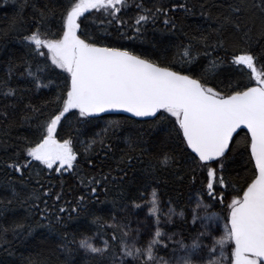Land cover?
Here are the masks:
<instances>
[{
    "label": "snow or ice",
    "instance_id": "6c2138e0",
    "mask_svg": "<svg viewBox=\"0 0 264 264\" xmlns=\"http://www.w3.org/2000/svg\"><path fill=\"white\" fill-rule=\"evenodd\" d=\"M30 6L32 22L21 10L11 25L21 49L0 79V96L9 101L0 105V122L6 128L27 125L31 134L20 138L5 161L16 179H0L10 193L0 200V213L20 202L36 209L38 218L0 229V240L7 243L8 232L27 239L35 227H48L60 236L62 264H74L78 253L83 264H264V0H226L217 15L211 11L215 5L201 0L207 26L192 32L175 16L178 9L194 12L187 0L150 6L146 0H56ZM88 21L104 35L90 33ZM158 22L161 31L184 37L172 53L168 46L157 54L104 42L112 29L120 40L144 43L148 26ZM17 72L29 81L28 91L49 89L50 95L25 102L24 93L9 83ZM17 112L19 121L12 118ZM113 113L128 115L108 119ZM71 117L76 126L66 131ZM100 120L106 122L85 143V153L107 157L112 139L125 133L116 169L86 184L81 180L86 192L74 202L59 203L62 194L52 193L41 179L24 191L34 165L40 168L37 176L61 178L80 176L82 160L94 169L96 159L81 158L75 144ZM8 135L0 137V146L8 145ZM134 161L146 164L143 181L159 183L161 176L165 183L187 181L193 186L189 204L177 210L156 188L150 198L146 189L136 188L133 195L126 169ZM109 185L119 195L105 215L89 204L99 192L108 193ZM49 196L56 202L51 206ZM65 214L83 216L92 227L70 237L61 231Z\"/></svg>",
    "mask_w": 264,
    "mask_h": 264
},
{
    "label": "trees",
    "instance_id": "16d2710c",
    "mask_svg": "<svg viewBox=\"0 0 264 264\" xmlns=\"http://www.w3.org/2000/svg\"><path fill=\"white\" fill-rule=\"evenodd\" d=\"M51 2L56 3V0H27L28 6L23 7L25 0H0V79H3L8 70V60L15 54V59H19L21 45L18 41L17 33L12 31L11 25L13 19L17 16L19 12H23L24 18L28 23L32 22V8L31 4L35 3L39 6L42 3ZM162 2L164 4H170L173 2H185V0H146V3L151 5V3ZM200 2L201 0H187L189 6L194 9L192 14L185 15L183 10L178 9L175 13L178 21H182V27L185 31L192 32L198 26H207L205 17L200 15ZM208 5H215L212 7L211 11L213 15H217L220 11L224 9L221 5L226 3V0H205ZM131 14V13H130ZM89 28L88 31L93 35H104L100 31V27L97 24H92L91 21H88ZM163 25L157 23L156 25H149L147 32L145 34V42L140 43L139 41L132 43L126 40H120L117 38L116 33L109 29L112 32L111 35L105 37V43H124L130 44L131 48L136 51H143L146 53H158V49H163L165 46H168L169 53L175 51V48L172 47L173 44L179 43L184 39L181 33H169L167 31H161ZM153 45H156V48H153ZM35 70V69H33ZM13 88L18 89L24 93L25 102L28 98L34 100H39L40 98L50 95L49 89L42 90L39 94H34L32 91H28L29 81L26 78H22L19 75V72L11 79L9 82ZM8 100H5L0 96V105L8 103ZM10 113L12 112L9 109ZM127 116L121 114H111L108 119H120L123 120ZM13 119L19 121L18 112L12 115ZM105 120H100L96 124L90 126L89 128L83 131V134L79 137L78 143L75 144V147L78 149L80 157L83 158L85 155H91L92 158L96 159L97 166L92 169L89 168L82 160L79 165V170L81 172L80 176L71 175L65 173L64 177H58L57 174H45L37 176V173L40 172V168L33 166L32 177L33 179L29 182L28 189H24L25 192L31 190L32 187H38L35 184L36 179H41L42 182L50 187L52 193H61L63 199L59 202L64 204L66 201H75V198L80 195L82 192H86L84 184L81 183V180L87 183V180L94 175H99L101 172L108 173L110 169H116L117 162L121 155V149L125 147L123 143V135L125 133H119L120 138H113V153L109 156H105L103 152H99L97 156L94 153H85L84 145L91 141L92 137L96 132H99L100 129L104 126ZM71 125L76 126V120L74 117H71L66 121V131L67 126ZM129 131H134V129H129ZM4 132H8L9 135L4 137L9 141L7 146H0V179H8L11 177L13 180L16 179V175L11 173L10 169L6 168L5 161L9 157L13 156V151L16 149V145L22 143L20 140L21 137L29 136L31 134V129L25 125L21 127L19 123L15 127L6 128L3 122H0V137H3ZM63 135V134H62ZM243 136V133L241 134ZM93 147H96L93 145ZM103 161V163H101ZM146 164L140 161H134L133 166L129 169H126L128 172L127 180L133 181L135 185L132 188V194H138L136 188L146 189V195H150L152 188H156L159 195L163 201H167L169 198L172 199L174 204L177 206V210L181 207H184L189 204V195L193 192V186L190 185L187 181L183 185L175 184L171 181L165 183L164 177L161 176L159 183H154L150 180L143 181L141 177L144 175V168ZM42 167V166H41ZM115 171L112 172V175H115ZM244 176H247L248 173H243ZM241 184L243 180L239 181ZM199 185L197 184L196 187ZM19 189V185L17 184ZM109 192L104 193L103 191L98 193L99 199L94 200L89 204L90 208L102 210L106 215L107 211L112 207L111 201L113 198L119 195L118 190L114 185H109ZM10 196V193L0 185V200H3L5 197ZM49 205L56 203L53 196L46 198ZM3 207V205H0ZM40 207L43 208L44 205L41 202ZM36 209H30L28 205L22 204L20 202H14L6 210L0 213V229L10 227L14 221H30L32 223L37 219ZM92 227L88 224V221L85 217L80 216L76 217L73 215L71 219L67 218L65 214V227L61 231H66L71 237L73 234L79 233L81 229H87ZM171 227V225H170ZM60 236L50 231L48 227H35L32 235L27 239L13 237L11 232L7 233V243L0 240V264H29L30 260H34L40 257H47L49 264H62L64 256L60 253L57 248ZM75 248V246H73ZM74 264H83L82 253H78L75 256Z\"/></svg>",
    "mask_w": 264,
    "mask_h": 264
},
{
    "label": "rangeland",
    "instance_id": "374dc122",
    "mask_svg": "<svg viewBox=\"0 0 264 264\" xmlns=\"http://www.w3.org/2000/svg\"><path fill=\"white\" fill-rule=\"evenodd\" d=\"M149 198H150V195H149ZM192 207H193V208L195 207L194 202L192 203ZM197 211H199V212H201V214H203V209H198ZM145 214H146L145 212H141V213H140L141 218H143ZM136 226H137V225H136V221H135V219H133V227L135 228ZM222 226H223V225L221 224V227H222ZM168 227H170V225H169Z\"/></svg>",
    "mask_w": 264,
    "mask_h": 264
},
{
    "label": "water",
    "instance_id": "95a60500",
    "mask_svg": "<svg viewBox=\"0 0 264 264\" xmlns=\"http://www.w3.org/2000/svg\"><path fill=\"white\" fill-rule=\"evenodd\" d=\"M113 114H121V115H125V116L128 115V114H126V113H113Z\"/></svg>",
    "mask_w": 264,
    "mask_h": 264
}]
</instances>
